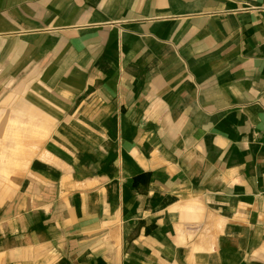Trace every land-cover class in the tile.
Wrapping results in <instances>:
<instances>
[{"label": "crops", "instance_id": "1", "mask_svg": "<svg viewBox=\"0 0 264 264\" xmlns=\"http://www.w3.org/2000/svg\"><path fill=\"white\" fill-rule=\"evenodd\" d=\"M0 264H264V0H0Z\"/></svg>", "mask_w": 264, "mask_h": 264}]
</instances>
